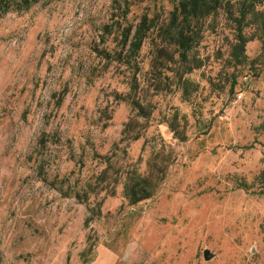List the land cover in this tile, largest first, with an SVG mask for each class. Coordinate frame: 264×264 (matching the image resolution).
Returning <instances> with one entry per match:
<instances>
[{
	"label": "rangeland",
	"instance_id": "374dc122",
	"mask_svg": "<svg viewBox=\"0 0 264 264\" xmlns=\"http://www.w3.org/2000/svg\"><path fill=\"white\" fill-rule=\"evenodd\" d=\"M171 9L0 0V264H264L261 42L219 16L183 52Z\"/></svg>",
	"mask_w": 264,
	"mask_h": 264
},
{
	"label": "trees",
	"instance_id": "16d2710c",
	"mask_svg": "<svg viewBox=\"0 0 264 264\" xmlns=\"http://www.w3.org/2000/svg\"><path fill=\"white\" fill-rule=\"evenodd\" d=\"M168 2L172 9L168 13L165 26L173 30L177 37L176 44L183 52H188L190 49L189 34H197L208 19L215 20L221 16L234 27L237 43L233 48V55L239 57L244 53L247 40L242 30L252 26L254 35L261 42L264 58V0H168ZM147 31V28L144 31L137 28L125 32L126 42H130L129 48L138 51L146 39ZM155 174L156 176L150 170L145 174L135 170L126 175L123 195L128 205L134 206L153 197L157 189V181L160 177L162 179L163 171L158 170Z\"/></svg>",
	"mask_w": 264,
	"mask_h": 264
},
{
	"label": "built area",
	"instance_id": "2783aa9c",
	"mask_svg": "<svg viewBox=\"0 0 264 264\" xmlns=\"http://www.w3.org/2000/svg\"><path fill=\"white\" fill-rule=\"evenodd\" d=\"M239 97V96H238Z\"/></svg>",
	"mask_w": 264,
	"mask_h": 264
}]
</instances>
